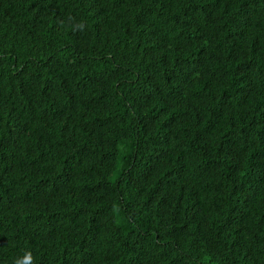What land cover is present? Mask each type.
<instances>
[{
	"label": "trees",
	"instance_id": "1",
	"mask_svg": "<svg viewBox=\"0 0 264 264\" xmlns=\"http://www.w3.org/2000/svg\"><path fill=\"white\" fill-rule=\"evenodd\" d=\"M26 250L264 264V0H0V264Z\"/></svg>",
	"mask_w": 264,
	"mask_h": 264
},
{
	"label": "clouds",
	"instance_id": "2",
	"mask_svg": "<svg viewBox=\"0 0 264 264\" xmlns=\"http://www.w3.org/2000/svg\"><path fill=\"white\" fill-rule=\"evenodd\" d=\"M69 24L74 32H83L86 30V24L83 22H76L74 18L69 17ZM14 264H35V259L31 251L26 250L22 256L15 258Z\"/></svg>",
	"mask_w": 264,
	"mask_h": 264
}]
</instances>
